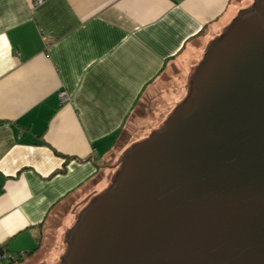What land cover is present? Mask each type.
Wrapping results in <instances>:
<instances>
[{
  "label": "crops",
  "instance_id": "crops-1",
  "mask_svg": "<svg viewBox=\"0 0 264 264\" xmlns=\"http://www.w3.org/2000/svg\"><path fill=\"white\" fill-rule=\"evenodd\" d=\"M254 2L0 0V264L105 188L133 113Z\"/></svg>",
  "mask_w": 264,
  "mask_h": 264
},
{
  "label": "water",
  "instance_id": "water-1",
  "mask_svg": "<svg viewBox=\"0 0 264 264\" xmlns=\"http://www.w3.org/2000/svg\"><path fill=\"white\" fill-rule=\"evenodd\" d=\"M68 235L60 264H264V0L212 40Z\"/></svg>",
  "mask_w": 264,
  "mask_h": 264
},
{
  "label": "rangeland",
  "instance_id": "rangeland-1",
  "mask_svg": "<svg viewBox=\"0 0 264 264\" xmlns=\"http://www.w3.org/2000/svg\"><path fill=\"white\" fill-rule=\"evenodd\" d=\"M220 35L215 38L220 37ZM208 47L209 45L200 47V57L196 58L194 68L187 67L176 71L175 78H172L170 79V82L161 85L159 92H170L171 99H169V103L162 99L163 96L161 93L160 96L152 99L151 106L141 109H148L147 113L145 110L141 113L142 116L140 112L133 113L129 119V123L127 124L121 142L113 152L114 154L112 158L105 163L103 168H101L102 172L98 175L99 178L105 179V188L101 189L97 194L81 197L76 203L68 208V210H66L67 212L65 211L66 214L65 212L58 214L57 222L48 225V227H45L42 231L40 247L34 252L35 255H33L34 253L30 254L28 258L21 260L20 264H60L63 254L65 251H68V243L66 242V239L69 237L68 231L77 222L79 214L93 204L100 194L106 192L112 186V183L115 182L121 170L122 159L126 152L136 144L149 138L151 133L169 117L184 99H186L192 75L204 59ZM175 94L179 95L176 100L175 98L172 99ZM146 104L147 102L145 105ZM124 139H127L128 143H125ZM68 219L72 220L71 227L69 228L65 226L66 223H69Z\"/></svg>",
  "mask_w": 264,
  "mask_h": 264
},
{
  "label": "trees",
  "instance_id": "trees-1",
  "mask_svg": "<svg viewBox=\"0 0 264 264\" xmlns=\"http://www.w3.org/2000/svg\"><path fill=\"white\" fill-rule=\"evenodd\" d=\"M39 247H40V243H39V245L34 249V252H35L36 250H38ZM0 249H1V253L4 252V248H3V246L0 245ZM6 259H8V261H7ZM21 260H23V258L20 257L19 259H14V258L11 256V257H8V258H2V263H3V264H14V263H16L17 261H21Z\"/></svg>",
  "mask_w": 264,
  "mask_h": 264
},
{
  "label": "built area",
  "instance_id": "built-area-1",
  "mask_svg": "<svg viewBox=\"0 0 264 264\" xmlns=\"http://www.w3.org/2000/svg\"><path fill=\"white\" fill-rule=\"evenodd\" d=\"M42 1H44V0H35L36 3H40V2H42ZM60 95H61V98H63V99L68 98L67 94H66L64 91H62V92L60 93Z\"/></svg>",
  "mask_w": 264,
  "mask_h": 264
}]
</instances>
